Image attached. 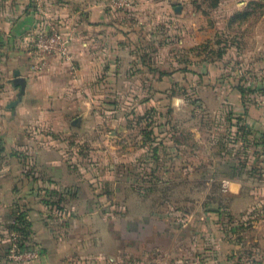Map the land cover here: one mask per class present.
<instances>
[{
  "label": "rangeland",
  "instance_id": "1",
  "mask_svg": "<svg viewBox=\"0 0 264 264\" xmlns=\"http://www.w3.org/2000/svg\"><path fill=\"white\" fill-rule=\"evenodd\" d=\"M24 8L94 58L90 70L60 58L78 81L66 88L72 110L44 131L66 140L75 172L98 203L95 214L113 206L118 221L138 186L139 204L156 211V226L200 223L179 237L228 239L238 260L264 264V129L254 123L264 114V0H29ZM117 175L129 188L124 200L109 192ZM19 199L0 264H37L40 248ZM40 199L48 210L61 209L50 193ZM165 209L176 212L163 220ZM151 223L128 236H142ZM35 250L36 257L23 255Z\"/></svg>",
  "mask_w": 264,
  "mask_h": 264
},
{
  "label": "crops",
  "instance_id": "2",
  "mask_svg": "<svg viewBox=\"0 0 264 264\" xmlns=\"http://www.w3.org/2000/svg\"><path fill=\"white\" fill-rule=\"evenodd\" d=\"M28 2L0 0V152L7 155L0 158V258L5 257L3 249L9 251L4 232L14 210L12 203L19 196L26 204L28 224L40 248L37 264H245L244 258L238 260L235 251L231 253L228 248L233 246V241L179 237L182 228H197L200 223H186L184 218L182 223L169 225L161 221L163 226H156V211H146L139 204L138 186H131L134 201L126 202L125 216H120L118 221L119 212L113 206L95 214L98 203L84 175L75 172L66 152L68 148L64 149L66 140L44 131V126L48 128L53 123L56 126L72 110L67 104L71 94L66 88L78 81L72 75L67 76L64 65L67 61L56 54L46 57L42 72L30 69L33 57L25 35L44 22L24 8ZM89 27L91 20H88ZM69 38L71 57L79 60L81 69L94 68L91 50L84 49L80 55L74 39ZM15 71L23 80L22 88L14 81ZM34 73L38 76L34 77ZM54 76L57 78L53 79ZM254 123L264 129V114ZM260 163L258 181L264 192V161ZM30 166L33 171H28ZM114 178L108 191L124 200L129 188L122 176ZM229 179L233 183L241 181ZM45 193L62 200L61 209L50 207L48 210L40 199ZM164 211L160 213L163 220L176 212ZM146 218L152 221L146 226V232L140 237L128 236L133 229L151 222L144 223Z\"/></svg>",
  "mask_w": 264,
  "mask_h": 264
},
{
  "label": "built area",
  "instance_id": "3",
  "mask_svg": "<svg viewBox=\"0 0 264 264\" xmlns=\"http://www.w3.org/2000/svg\"><path fill=\"white\" fill-rule=\"evenodd\" d=\"M114 5H124L127 4V0H110ZM27 44L33 61L30 65V69L35 72H40L43 70L44 62L47 56L51 54H56L64 60L71 58L69 39L64 35V33L59 29L57 25L53 23H48L47 25H39L38 27L28 30L26 33ZM227 180L222 181L223 189L227 186ZM13 246L15 243L12 244ZM14 250V249H11ZM10 250V251H11ZM23 255L28 257H36L37 251H32L24 253ZM10 257H18L21 259V253L15 255L9 254ZM26 260V259H24Z\"/></svg>",
  "mask_w": 264,
  "mask_h": 264
},
{
  "label": "water",
  "instance_id": "4",
  "mask_svg": "<svg viewBox=\"0 0 264 264\" xmlns=\"http://www.w3.org/2000/svg\"><path fill=\"white\" fill-rule=\"evenodd\" d=\"M15 74H16V76H17V71H15ZM14 81H15V82H19L20 85H21V88H22V86H23V80H22L20 77L17 76V77L14 79ZM13 104H14V102H12L11 105H13ZM76 121H77V119H74L73 123H75Z\"/></svg>",
  "mask_w": 264,
  "mask_h": 264
},
{
  "label": "trees",
  "instance_id": "5",
  "mask_svg": "<svg viewBox=\"0 0 264 264\" xmlns=\"http://www.w3.org/2000/svg\"><path fill=\"white\" fill-rule=\"evenodd\" d=\"M25 232V231H24Z\"/></svg>",
  "mask_w": 264,
  "mask_h": 264
}]
</instances>
